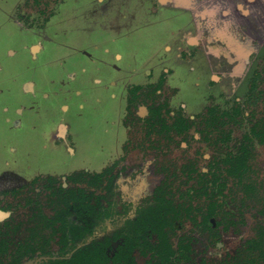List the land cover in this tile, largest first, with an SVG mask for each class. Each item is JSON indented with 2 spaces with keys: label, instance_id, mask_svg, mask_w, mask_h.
<instances>
[{
  "label": "rangeland",
  "instance_id": "1",
  "mask_svg": "<svg viewBox=\"0 0 264 264\" xmlns=\"http://www.w3.org/2000/svg\"><path fill=\"white\" fill-rule=\"evenodd\" d=\"M45 1L0 0V89L5 91L4 96L0 97V183L8 178H16L19 172H25L27 166L61 171L78 166L76 175L82 178L69 181L68 176L73 173L65 171L66 175H54L57 183H67L64 190L85 188L103 192L104 186L100 182L86 183L89 176L81 172L83 165L91 166L86 168L89 172L102 171L101 162L108 159L121 136L115 122L122 102L113 96L118 90L111 80L121 79V76L129 78L143 67L154 65L163 55L166 44L174 42L181 35L180 30L188 24V16L173 4L168 5L169 10L153 13L149 0H63L58 3L60 12L52 19L51 26L37 30L34 28L46 25L45 18L51 13L48 8L52 5L45 7L48 4ZM237 8L247 15L251 12L244 3L238 4ZM244 21L240 18L238 26L246 28L242 23ZM263 21L258 25L250 24L249 32L245 30V36H240L236 41L226 39L230 41L228 43L245 49L246 53L235 58L230 75L223 74L221 69L211 73L210 77L215 82L210 85L214 87L207 89L210 62L208 64L203 58L199 59L194 64V70L189 71L190 65L171 61L176 67L174 82L181 88L173 83L165 84L158 94L160 99L171 101L170 108L174 111L186 100L195 104L200 101L199 107L188 109L189 114L205 113L206 108L212 105L222 110L237 105L242 108L245 116L233 128L227 150L224 151L236 155L239 146L244 143L243 136L247 134L251 138L248 143L245 142L249 154L246 174L242 179L235 171L223 172L211 179H207L209 176L206 174L207 178L198 175L202 168H209L210 162L205 157L218 150L202 140L197 130L187 137L188 141L190 139L187 147L184 138L167 140L159 135L150 138V144L142 120L131 132H126V144L129 142L132 150L122 160L124 163H118L122 168L116 164L118 174H115L117 177L113 185L116 188L109 194L119 208L131 209L146 201L159 200L166 192L180 197L181 204L204 207L201 212L198 208H190L193 210L191 212L184 211L177 221V228L168 233V240L173 246L177 243L190 246L188 258L183 256L181 261L172 264H248L249 260L264 257L260 251L256 252L257 248L250 249L252 241L264 228V137L252 135L254 128L258 133L264 129V82L261 81L264 80ZM39 42L42 46L35 60L30 50ZM235 50L232 48L229 53ZM70 72L76 75L73 88L83 91V96H72L71 91L63 90L55 95V100L44 99L45 91H60L62 82ZM256 74L260 77L258 88L250 96L251 82ZM159 75L158 72L157 80ZM170 76L173 80L174 75ZM28 79L35 82L36 96L21 95L19 91L20 82ZM19 99L26 104L35 101L30 115L23 118V127L13 130L5 123L10 113L3 111V107L13 106ZM63 103L69 104L67 111L62 110ZM141 106L137 111L145 119L146 107ZM61 117L71 126L75 140L76 155L72 157L68 152L51 147L52 127ZM32 125L34 129H31ZM192 136L198 138L193 139ZM221 144L226 143L221 141ZM70 148L75 149L73 146ZM114 160L115 157H111L105 166ZM189 161H195L194 169L197 167L198 170L195 175L200 178L193 177L187 185L184 181ZM205 180L213 183L218 195V203L214 207V226L205 222L208 219H203L207 213L211 214L212 206L209 207L205 199L184 194L187 188H195L193 194L196 193L198 184ZM57 192L60 195L57 200L59 204L53 202L57 195L50 199L46 190L39 192L41 199L37 203L42 204V214L33 211L32 206H23L24 200L14 206L10 220L19 227L0 233V264H11L13 255L18 256L20 244L28 245L20 264H31L33 260L30 256L37 257L42 252V238L50 242V253L58 254L61 245L54 231L59 227V222H47L55 218L65 205L63 191ZM226 199L235 209L232 213L225 207ZM32 200L35 202L36 199ZM30 228L35 229L33 237V230L28 231ZM111 235L113 237L114 234ZM121 242V238L112 239L108 252H116ZM134 255L137 264H158L156 260H147L137 252Z\"/></svg>",
  "mask_w": 264,
  "mask_h": 264
},
{
  "label": "flooded vegetation",
  "instance_id": "2",
  "mask_svg": "<svg viewBox=\"0 0 264 264\" xmlns=\"http://www.w3.org/2000/svg\"><path fill=\"white\" fill-rule=\"evenodd\" d=\"M231 1L232 2L222 0V3L221 0H207L205 2H203L202 0H198L196 3H194V8L187 10V12L189 11V16L188 18H186L188 24L186 27L180 30L181 35L178 36L174 42L166 44L163 55L159 57V60L154 65L143 67L139 73H135L129 78L121 76V79L111 80V84L113 85V87L117 88L116 90H118L119 93V96H117L118 93H114L113 96L119 98L122 102V107L119 108V114L117 115V120L115 122L116 126H118V129L121 130V136L118 138L115 149L112 150V153L108 156V159L101 162L103 166L102 171L94 172L93 170H91V172H89L88 170H86V168L89 169L91 166L83 165L82 167H84V170L81 172L84 173V175L88 174L89 176L87 180H85L86 183L93 184L95 182H100L104 186L103 192L98 193L95 190L90 191L85 188L64 190L65 187L68 186V184L64 182H62V184L57 183V179L54 175H61V173L65 174V171L73 173L68 176L69 181H76V178H78L76 175L78 174V172L76 171L78 166L62 171L56 169H41L39 166H34V168L27 166L26 170H24L25 172H19V176H17L16 178H8L6 182L0 183V215H2V217H0V223H3L0 227V233H7L9 231H12L14 227H19L18 224H13V221H11L10 218L12 217V213L15 210L14 206L18 205V203H20L22 200H24L23 206H26L27 208L29 206H32L33 211L42 214V204L37 203V201L41 199L39 198L40 191L46 190V192L49 194L50 199L53 198L54 194L57 195L56 201L54 200L53 202L58 203L57 200H59L60 195L58 194V192L56 193V190H62L64 197L63 199H68L70 203L71 200V202H73L70 194L72 192H76L77 189H83L86 192L93 193L96 196H101L103 198L104 205L107 207H112V209L118 214L116 220L117 223L114 228L118 235L115 239L121 238L122 244L116 252H108V247L110 246L111 240L114 239V236L112 237V235L110 234L114 231L110 225H108L107 228L110 238L109 242L105 241L103 233L95 235L96 238H99L100 242H104L103 245L105 246V251L111 259L116 253H123V248L125 249L130 246V257L133 261V264H137L134 257L135 252L139 253L147 260H156L158 264H172L175 261H181V259H183V256L185 258H188L189 255L187 252L188 250L190 252L189 244L185 245L177 243L176 246H173L171 241L168 240V233L177 228V221L181 217V215H183L184 211L191 212L194 210L193 208H198L201 212L202 210L204 211V207L202 205L193 206L189 204H181L182 201L180 200V197H175L168 194L169 192H166V194L161 196L159 200L155 199V201H146L145 203H142L131 209L123 207L119 208L118 204L111 200L109 194L115 191L116 188L115 186H113L115 178L117 177L116 175L118 174L116 172V168L120 163H124L122 160L125 159L124 157L126 155H129L132 150V147H130V143L127 142L126 144V141L128 139L126 132L127 130L131 132L132 128L137 127L140 120L144 121L145 123L144 131L147 134L148 142H150V144L152 141L150 140V138L153 139L152 137L159 135L165 137L167 140H171L173 137L184 138L186 139L184 141H187L185 144V146L187 147L189 146L190 141V139L189 141L187 140V137H191V132L193 130H197L202 140H206L209 146L211 144L213 148H215L216 146V150H218L217 152L214 150L215 154L205 157L210 162V164L208 165L209 168H202L203 170H201V173L198 175H201L202 177H206L207 175V177H209L206 178L211 179V177L215 175L217 176L220 173L232 172L231 170L227 171V168L232 169L233 166L230 163H224V160L226 159V156L230 154V151H224L227 150V144L230 136L232 135L233 128L236 127L237 124L239 125L241 123L240 120H242V117L245 116L242 108L237 105L232 106L229 110H222L219 106L212 105L209 108H206L205 113L189 114L187 112L188 109L199 107L201 103L200 101L195 104L188 102L184 98L186 100V103H183L182 106L174 111L170 108V100H162L159 97L160 91L164 88L163 86L165 84L170 85L171 83H173L179 86L174 82V78L176 77V67L171 61L180 63L182 65H190L189 71H193L195 68L194 64L199 61V59L203 58L207 61V63H211H208V69L210 72L209 77L215 69H217V72H219V69H221L223 74L228 75L233 72L232 69L235 65L233 64L235 58L241 57L246 53V51L245 49H240L239 45H237V49L234 52L231 51V53H229V50H231V48L224 49L227 48V46H224V41L229 38L233 40L235 39L234 41H236L238 40V38H240V36H245V30L246 32H249L248 27H250V24L258 25L262 23V21L264 20V0ZM45 2L48 3L45 4V7H49L52 5L51 8H48L49 11L51 10V13L49 12L45 18L46 25H44L43 27H35L34 29L45 30L46 28L51 26L52 19L56 16L57 13L60 12V9H58V3L63 2V0H47ZM239 3H244V5L250 8L251 12H249V16L247 15V13L241 12L240 14L239 12H237V10H239L237 8ZM171 4H173V6H176L178 2H172ZM161 5L162 4H159V2H151V12L159 13L161 11L169 10L168 6L166 8H162ZM181 11L184 12L185 10ZM236 12L238 13L237 18L235 17ZM242 14H244L245 16ZM240 18H243L245 20L243 24L247 26L246 28L245 26L243 28L238 26V19ZM15 19L17 20V17H15ZM19 23L23 26L21 22ZM23 27L25 28V26ZM25 29L29 30V28ZM174 33L175 32H173V34ZM206 42L209 44L211 43L213 46H217L219 49L214 51L206 50V48H204ZM41 46L42 43L39 42L35 44V47L32 48L33 50H30L33 59L36 60V58L38 57ZM33 52H35V54ZM158 72L160 75L157 80L156 75ZM172 74L174 75L173 80L169 78V76ZM75 78V73L70 72L68 78H66L62 82L61 85L63 87L60 88V91H45L43 96L44 99L50 101L51 98H53L55 100V95L60 94L63 90H65V92L67 90L71 91L72 96L82 97L84 94L83 91L74 89L75 86H73V84L76 81ZM258 78H260L259 74H256L251 82L250 96L252 92L256 91V89L258 88ZM261 81L264 82V80ZM211 82L215 81H213V79L210 77L207 82V89H210L209 86L214 87V85H210ZM253 84H255V89H253ZM18 87L21 95H27L31 97L36 96L35 82L33 80H22ZM168 87L170 88V86ZM4 94L5 91L3 89H0V97H3ZM34 101L32 103L26 104L20 102L19 99L13 106L4 105L3 111L10 113V115L5 119L6 125L10 128H13V130L23 127V118L30 115L34 106ZM141 104L143 105V107H146V113L144 117L145 119H142L141 113L137 111L142 107ZM68 109L69 104L63 103L62 110L67 111ZM157 125L159 126V128H157ZM34 128V125H32L31 129ZM52 128L53 142L51 143V147L68 152L71 157L75 156L76 144L73 138L71 126L67 123V121L61 117L54 123ZM246 136L247 134L243 136V144H245V142L248 143L251 140H245ZM192 137L193 139L198 138V136ZM221 141H224L226 144H221ZM71 146L75 147V149L72 150L70 148ZM139 146L141 147V145H138V147ZM45 147L47 148L48 145H45ZM13 149L16 150V148ZM111 157H115V160L109 166H105L107 161H109ZM54 159L55 157L52 159V162ZM116 164H118V166ZM195 166V161H189V165L187 166L186 170V181H184V184L188 185V183L192 181L193 177H195V179L200 178L198 177V175H195V172H198L197 167L194 169ZM119 167L122 168L123 166L120 165ZM125 168L128 169V167ZM46 177H48V179H46ZM79 178H82V176H79ZM43 180L44 182H42ZM209 181L205 180L204 182H200L198 184L199 186L197 187L198 189L196 193L193 194V190L195 188H187L186 193L184 194L185 196L205 199L207 201L206 204L209 207L212 206L211 214H206L208 220L205 222H208L209 225L214 226V207L218 203V201H216L218 195L213 189V183ZM194 182L197 183L198 181L194 180ZM43 185L45 186V188ZM32 199H36L35 202ZM12 202H15V204H13ZM35 207H38L39 211L38 209H35ZM63 207H65V205H63ZM225 207L229 208V211L231 213L235 211L229 199L225 200ZM190 208H192L193 210ZM73 215L75 216L74 212ZM157 217H159V221L161 217V223L163 226L159 224ZM203 219L205 220V216H203ZM204 220H202L203 223H205ZM23 225L25 226L26 224ZM159 225L161 227L160 229H162V231L165 233L164 242L157 236V229L159 228ZM31 229L32 228L28 229V231H30ZM34 230L35 229H33V231ZM93 239V237L90 238L87 243L81 244L79 245V247L91 243ZM41 245H43V243H41L40 241V246ZM48 245L49 246L47 253H44L45 251L42 250L41 254L37 255V257L32 255L30 256V259L33 260L31 264H42L43 262H46L50 259L56 260L61 258L59 256L60 250L56 255L51 254L49 251V248L51 246L49 241ZM126 250L127 249H125V253ZM107 264L115 263L113 261H109Z\"/></svg>",
  "mask_w": 264,
  "mask_h": 264
},
{
  "label": "trees",
  "instance_id": "3",
  "mask_svg": "<svg viewBox=\"0 0 264 264\" xmlns=\"http://www.w3.org/2000/svg\"><path fill=\"white\" fill-rule=\"evenodd\" d=\"M253 89H255V84H253ZM238 111V110H237ZM236 111V112H237ZM254 137H264V129L260 133L253 129ZM246 139H251L249 136ZM249 151L245 144L240 146L238 153L228 154L224 163L231 164L234 168H227V171H235L239 178H243L246 174L247 158ZM98 177V176H97ZM70 196L73 202L70 204L69 200L66 199L65 207H63L58 215L53 219H48V223H52L55 220L59 222V227L54 231L55 237H59L60 248V259H50L42 264H107L109 261H113L115 264H133L130 257L131 246L126 250L123 248L122 251L118 252L111 259L105 251L104 242H100L99 238H96V234H102L105 237V241L109 240V232L107 231L108 225L113 228L114 238L117 237L118 233L115 231V225L117 223V212L112 209V207H107L103 203V198L101 196H96L93 193L86 192L83 189H77L76 192H72ZM73 212L75 216L73 215ZM209 217V215H208ZM159 221V217H157ZM205 220L207 217L205 216ZM159 224L161 226V217ZM157 229V236L163 242L165 241V233L162 229ZM33 230V229H32ZM258 234L257 238L252 241L250 249L257 248L256 252L260 251L261 255L264 256V228ZM4 233V232H2ZM35 230L31 232V237L35 235ZM94 238L91 243L79 247L81 244L87 243L90 238ZM43 240V241H42ZM41 250L48 252V241L42 238ZM28 245L20 244L18 247V256L12 257L11 264H20V259L24 255V249ZM79 247V248H78ZM255 252V251H254ZM162 254V253H160ZM264 264V257L260 260H249L248 264Z\"/></svg>",
  "mask_w": 264,
  "mask_h": 264
},
{
  "label": "crops",
  "instance_id": "4",
  "mask_svg": "<svg viewBox=\"0 0 264 264\" xmlns=\"http://www.w3.org/2000/svg\"><path fill=\"white\" fill-rule=\"evenodd\" d=\"M145 1H147V0H145ZM149 1H151V2H159V4H162L161 5V7L162 8H166L169 4H171L172 2H176V1H179L180 3H178L176 6H174L175 8H180L181 10H185L183 13L184 14H186L187 16H189V11L187 12V10H190V9H192V8H194V3H196L198 0H149ZM203 2H205V1H207V0H202ZM228 2H232L231 0H227ZM221 2H222V0H221ZM223 3V2H222ZM179 4H181L180 6H179ZM239 4H241V3H239ZM221 5V4H220ZM171 7V6H170ZM168 8H169V6H168ZM171 8H173V7H171ZM185 8H187V9H185ZM219 8H220V6H219ZM243 8H241V10H242ZM237 12H239V13H241V11L240 10H237ZM237 12H236V18H237ZM242 15H244V14H242ZM245 16V15H244ZM238 21H239V19H238ZM243 23V22H242ZM230 39V38H229ZM225 43H224V46H227V48H224V49H229V48H233V49H237V45H235V44H233L232 42L231 43H228V42H230V41H227V40H225L224 41ZM204 48H206V50H211V51H214V50H217V49H219L217 46H213L211 43L209 44V43H207L206 42V44L204 45Z\"/></svg>",
  "mask_w": 264,
  "mask_h": 264
},
{
  "label": "water",
  "instance_id": "5",
  "mask_svg": "<svg viewBox=\"0 0 264 264\" xmlns=\"http://www.w3.org/2000/svg\"><path fill=\"white\" fill-rule=\"evenodd\" d=\"M0 217H2V215H0Z\"/></svg>",
  "mask_w": 264,
  "mask_h": 264
}]
</instances>
